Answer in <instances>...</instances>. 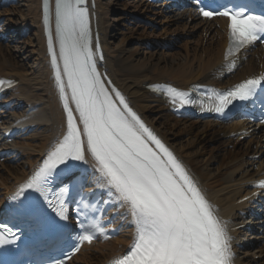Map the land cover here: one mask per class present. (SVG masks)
<instances>
[{"label": "bare ground", "instance_id": "bare-ground-1", "mask_svg": "<svg viewBox=\"0 0 264 264\" xmlns=\"http://www.w3.org/2000/svg\"><path fill=\"white\" fill-rule=\"evenodd\" d=\"M110 1L94 0L91 12L92 27L99 35L103 54L101 71L183 164L216 210V215L226 223L231 237V264H264V235L255 233L254 228L262 222L255 223L248 218L260 213L255 206L260 200L254 197L257 190L252 186L264 178V128L240 121L220 124L179 120L172 113L174 103L169 102L165 95L157 96L148 90V86L153 84H167L184 91L195 85L227 88L260 76L264 74V47L237 57L234 73L227 76L231 68L230 61L223 59L227 45L226 20H200L192 13H178L165 4ZM121 2L127 12L114 21L125 31L116 38L112 35V23L115 22L109 17L115 5ZM41 3L42 0H24L21 8L27 9L26 14L24 9L17 8L5 10L0 15L9 16L10 19L5 21L12 25L13 17H18L21 30H34V38H27L25 42L10 38L16 44L11 47L14 52L8 50L12 44H8L7 49L0 45V78L17 84L9 102L15 101L14 107L23 105V111L9 114L6 119L27 118L24 125L35 131L25 138L18 135L19 140L7 144L4 137L18 127L11 128L12 123L8 121L0 126V154H12L6 157L7 164H0V207L42 165L51 146L66 133L65 118L58 105V89L40 27ZM128 8L133 10L128 12ZM133 14L158 29L142 23L128 27L125 16L132 21L137 18ZM12 27L15 28L14 25ZM7 29H11L10 24ZM148 40L152 42H145ZM141 41L145 45H140ZM158 41V44H152ZM131 42H136V45L129 46ZM162 42L179 44L170 53V50L164 52L159 49ZM150 44L147 49L142 48ZM148 49L150 51H146ZM22 55L33 62L32 67L19 60ZM30 111L32 114H26ZM73 165L94 168L91 158L88 163L75 161ZM131 225L128 223V231L117 239L93 251L90 250L94 246L84 247L69 264H105L108 259L120 256L132 241L133 233L135 235L134 225ZM244 229H250L254 234L250 236ZM234 247L243 250L241 255H235Z\"/></svg>", "mask_w": 264, "mask_h": 264}, {"label": "snow or ice", "instance_id": "snow-or-ice-1", "mask_svg": "<svg viewBox=\"0 0 264 264\" xmlns=\"http://www.w3.org/2000/svg\"><path fill=\"white\" fill-rule=\"evenodd\" d=\"M194 2L205 17L228 18L225 61L248 45L264 41V13L251 14L244 7L213 12L206 10L202 0ZM85 5L86 0H54L53 10L51 0H43V26L66 114V133L11 199H19L27 191L38 193L60 220H67L64 197L68 188L53 195L49 191L51 179L62 165L66 171L69 161L88 163L91 158L98 173L97 185L126 211L135 228L130 252L112 264H231L226 223L183 164L98 70V59L103 57L99 56L98 38L93 48ZM262 84L264 74L226 92L212 90L207 110L224 114L235 101L255 98ZM152 87L156 90L159 86ZM167 95L173 102L179 99L181 105L193 103L187 93L176 88L168 87ZM257 187L264 188V181ZM80 223L82 232L75 238L80 243H91L97 233H104L98 222ZM14 238L12 229L0 224V244Z\"/></svg>", "mask_w": 264, "mask_h": 264}, {"label": "rangeland", "instance_id": "rangeland-1", "mask_svg": "<svg viewBox=\"0 0 264 264\" xmlns=\"http://www.w3.org/2000/svg\"><path fill=\"white\" fill-rule=\"evenodd\" d=\"M107 2H111L110 0H106ZM23 2H24V0H18V5H16V6H13L12 8H9L7 11H10V10H12V9H17V8H20V9H24V14H26V11H27V9L26 8H21V4H23ZM121 4H124L123 2H121V3H117V5H115V9H113L112 10V13H111V15H110V17H109V19L110 20H112V22L115 20V19H117V17H119L120 15H124V14H126V12H127V10H123V7H122V5ZM129 10H133V8H128V12H129ZM3 11V10H2ZM1 10H0V15H1ZM134 13V12H133ZM0 17H2V16H0ZM2 18H4V20H6V19H10L9 18V16L7 17H2ZM115 22V21H114ZM12 23H14L13 25H14V27L15 28H18L21 24H20V20H19V18L18 17H13V22ZM20 24V25H19ZM113 24V32H112V35L114 36V37H116V38H120L121 37V34H119V33H121V31L123 32V31H125V29L124 30H122L121 28H119V27H117V25H118V23H112ZM131 24V23H130ZM11 23H10V27L11 26H13ZM128 27H130V28H133L134 27V25H131V26H128ZM157 30V29H156ZM119 34V36H117ZM28 38H30V39H32V38H34V35H33V33H32V35L30 34V36L28 37ZM26 40V39H25ZM21 42H23V41H21ZM25 42V41H24ZM150 42H152V41H150ZM136 42H131L130 44H129V46H134V44H135ZM140 43V45H144V43L141 41V42H139ZM16 44H13V45H9L10 47H8L9 49V51H11V52H14V48H11V47H14ZM136 45V44H135ZM7 49V46H4V49ZM142 48H145V49H147V47H142ZM11 49V50H10ZM144 50V49H143ZM146 51H150L149 49L148 50H146ZM174 50H172V51H169L170 53L171 52H173ZM164 52H167V51H164ZM24 56H26V55H22V56H19V60L25 65H31V67H32V65H33V62L32 61H28V57L27 58H24ZM8 57H9V55H8ZM22 59H24V60H22ZM183 139H186V137H183ZM3 164V163H2ZM77 263V262H76ZM75 263V264H76Z\"/></svg>", "mask_w": 264, "mask_h": 264}]
</instances>
